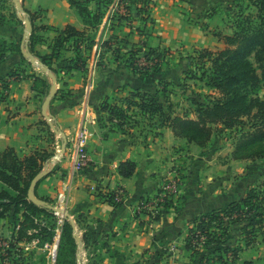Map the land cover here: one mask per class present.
Returning a JSON list of instances; mask_svg holds the SVG:
<instances>
[{"label":"crops","instance_id":"0c3cea01","mask_svg":"<svg viewBox=\"0 0 264 264\" xmlns=\"http://www.w3.org/2000/svg\"><path fill=\"white\" fill-rule=\"evenodd\" d=\"M17 1L25 15L24 18L19 14L23 23L27 18L23 9H28L36 13L37 26L64 28L70 24L91 36L92 30L68 0H12L5 3L7 7L1 8V13L14 12L12 2L18 7ZM149 1L152 5L150 24L146 26L149 40L153 46L174 53L222 47L224 40L218 35L234 33L231 12L239 8V4L244 5L243 0ZM245 1L244 6H248L249 0ZM134 3L132 15H138L139 3L137 0ZM1 17L0 40L7 46L23 43L27 27ZM118 19L110 18L105 30L97 31V37L105 41L113 35L121 38L133 35L134 28ZM38 34L41 39L35 44V50L43 55L51 53L56 31L45 29ZM74 54L73 49H64L61 57L71 58ZM106 54L112 55L111 50ZM170 56L166 57L162 68L169 82L165 64L178 61L170 60ZM39 63H34L27 55L23 58L14 48L0 59V90L1 79L13 71L20 74V79L8 78L7 99L0 100V150L11 147L21 157L35 150L51 154L43 167L51 172L42 171L45 174L35 191L40 198H48L56 208L66 210L74 222L76 217L82 216V232L90 235L91 245L99 247L98 252L102 253L97 252L99 264H199L185 246L193 222L202 214L238 202L250 187L261 184L264 158L235 159L232 155L234 133L213 134L205 146H200L177 136L171 127L160 126L159 117H153L154 124L148 125L144 121L151 117L138 109L135 114L143 117L140 125L122 129L100 121L103 117L100 105L107 97L122 100L132 91L140 90L155 95L165 107L175 102L177 97L173 92L166 93L172 97L171 101L160 95L159 74H135L129 66L116 60H105L102 68L91 69L89 73L78 69L70 72L58 69L55 73ZM53 65L60 66L62 62L54 60ZM35 77L45 80L46 84L38 83L34 89ZM205 88L216 93L206 84ZM52 91L55 94L44 107ZM172 110L176 113V105ZM185 112L177 113L183 115ZM47 113L53 116L60 136L52 132L45 118ZM83 127L88 131V165L76 171L73 167L74 139ZM61 143L66 147L54 164L52 158ZM125 160L136 163V171L130 177L119 172V164ZM174 167L183 172L179 194L161 210L160 216L154 217L149 211L139 212L140 201L154 196ZM119 189L125 192V198L114 206L104 195ZM10 220V216L0 218V235L5 231L4 223ZM229 231V244L243 248L234 264H264L263 239L258 238L248 246L240 225L233 224Z\"/></svg>","mask_w":264,"mask_h":264},{"label":"trees","instance_id":"16d2710c","mask_svg":"<svg viewBox=\"0 0 264 264\" xmlns=\"http://www.w3.org/2000/svg\"><path fill=\"white\" fill-rule=\"evenodd\" d=\"M0 1L4 2V0ZM137 1L139 3L137 11L141 14L142 10L149 7L150 1ZM68 2L76 8L89 29L92 31L98 29L103 13L99 9L94 12L91 7V4L95 3L94 0H68ZM23 11L32 25L26 47L31 54L40 58L42 65L55 73H58V69L66 72L72 69L88 71V63L81 48L83 43L89 40L86 31H81L70 24L64 28L37 26L36 13L28 9ZM233 26L235 30L232 35H218L224 36L221 38L225 40V48L200 51L199 57L210 64L208 70L203 72L201 80H205L206 85L218 91L220 95L211 97L207 102H196L199 114L197 120L189 118L186 112L183 115L174 113L172 104L165 107L151 93L136 90L122 100L107 97L101 103L100 110L105 122L122 129L129 128L131 127L128 124L129 120H132L129 113L135 108L143 115L151 118L159 117L160 126H169L177 136L185 137L200 146H205L209 142L214 132V125L222 124L234 131L237 136L232 152L235 159L264 158V96L260 95V91L264 88V0H249L248 6L239 4ZM45 29H53L57 34L51 46V53L43 55L35 50V44L41 39L38 31ZM35 35H39V38L36 39ZM115 39L123 44L130 42L128 38ZM93 44L94 40H91V44L84 46L90 49ZM141 44L155 55L153 71L162 72L160 63L163 59V50L152 46L149 42ZM102 45L113 51L116 58L122 49V46L117 48L113 46L110 40L103 41ZM11 48L20 52L24 58L22 42L10 43L7 46L5 41L0 40V59L5 58ZM64 49H73L75 54L71 58H62ZM54 60H61L62 65L54 66ZM129 67L135 74L151 76L150 67L147 65L138 68L130 63ZM10 77L20 79V74L13 71L7 78L1 79V101L7 99V94L3 91L9 90L7 82ZM38 83L46 84L45 80L35 77L34 89H37ZM50 158L51 154L46 150H35L24 157L19 156L11 147L0 150V218L11 217L15 230L11 235L13 242L10 243L30 242L36 236L42 238L47 236L49 237L47 242L54 241V236L52 237L54 233L51 228L40 222V217L47 216L54 219L60 211L33 202L28 197L32 180L42 171L44 164ZM135 171L134 161L120 162L119 172L122 176L130 177ZM115 192L110 191L104 197L106 201L117 206L122 202L116 203ZM35 196L51 204L48 198H40L36 191ZM170 203L172 201L164 203L154 217L160 216L161 210ZM82 221V216L76 217L75 222L69 217L63 220L58 247L59 264H77V257L75 259L64 257L62 260L61 257L64 244H69L75 253L77 246L75 231L82 229ZM233 224L240 225L243 239L248 246L257 242L259 234H264V176L262 183L250 187L238 202H233L225 208L214 209L195 219L185 244L186 249L191 253V258L199 264H234L243 248L229 244V230ZM83 234L88 244L90 235L87 232ZM4 240L8 242L0 235V241ZM6 245L8 246V243ZM6 245L0 244V249Z\"/></svg>","mask_w":264,"mask_h":264},{"label":"rangeland","instance_id":"374dc122","mask_svg":"<svg viewBox=\"0 0 264 264\" xmlns=\"http://www.w3.org/2000/svg\"><path fill=\"white\" fill-rule=\"evenodd\" d=\"M10 1L12 0H4L2 4L0 3V9L7 7L5 3ZM94 2H95L94 4H91L92 9L94 10V12L96 11V9H99L103 13V17L101 19V23L99 27H97L98 29L90 32L91 36H88L89 37L88 42L87 43L84 42L82 45L83 47H81L82 51L84 50V56L87 63L90 64V68H88V71H86L85 73H89V71L91 69L94 70V68L95 69L102 68L104 66L105 60L106 62L107 60L109 61L116 60L118 62L120 61L122 64H125L126 66H129L130 63H133L134 66L138 68L147 65L148 67H150L149 71L152 74V76H154L155 74L160 75V81H159L160 87L158 89L160 95L166 96V98H168V101L169 100L171 101L172 97L169 94L168 95L166 94L167 91L170 93L173 92L174 95L177 97V99H175V102L173 103L171 102L172 106L176 105V114H178L177 112L181 113L185 110L189 118L197 120V118H199V114L197 112L196 102H207L208 100H211L210 99L211 97L215 98L220 95L218 91H216V93L213 94V92L210 91V89L205 88V84H206L205 80H201V76L203 72L205 70L207 71L210 66V64L207 61H204L203 58L199 57L200 51L203 49H197L198 51L196 50L193 52L192 50L181 51L178 53L171 52L170 50H163L162 53L163 59L160 63L162 68L164 66L163 62L164 61L167 62V60L165 59L169 54H171L170 60H173L174 58L178 59V61L171 62L170 64H165V67L169 72L167 74V77L172 81L169 82L168 79H165L166 77L163 76V69L162 72L160 73H155L153 71L156 62L155 55L152 54L147 47H143V45L141 44L143 42H149L152 45V42H150L149 40V32L146 31L147 24H150L149 9L151 8L152 5H149L148 8L142 10L141 14L137 15L136 13H134V15H132L133 12L132 4L135 5L134 0H94ZM243 2L245 5L246 1L243 0ZM15 6L16 3L12 2V7H14V12L10 11L8 14H3L0 11V15H2V17L4 16V18L1 17V19L3 20L8 19L9 21L20 22L21 25L24 27L26 26V23L21 22V19L19 18V14L24 16V18L25 15L23 14L22 9L20 10L18 9V13H17V9H16L17 6L16 7ZM237 11L238 8L233 9L231 12V14L233 15L232 22L235 18V14L237 13ZM110 18L116 21L118 18H119L118 21H120L121 18L124 20L123 22L124 25L126 24L134 28L132 33L133 35L130 34V36L128 37V39L130 40L128 44H123L120 41H117L115 39L116 37L121 38L118 35H113L105 39V41L110 40V43H112L113 46H115L116 48L118 46H122L121 52L117 54V58L114 56L113 51H111L112 55L106 54L108 51H110L107 47L105 49L100 48L104 40L100 36L97 37L96 35L99 29L100 30L102 29L103 31L105 30L104 27L105 25H107V21ZM30 35L31 32L30 34L25 32L26 37H24L23 39V44L27 45V43L29 42ZM35 36L34 39L39 38V35H35ZM91 40H94V44L90 49H86L84 45L91 44ZM225 47H226V43L224 40V45L222 47L212 50H219ZM24 53L31 54V52L28 50L27 47L24 49ZM37 60L41 62L40 58H37ZM172 84L174 85L168 87V85H172ZM168 88H170V90ZM260 95L264 96V88L260 91ZM136 110L137 109L134 108L129 113L132 120H129L128 124L131 126L140 125L139 122H143L142 116H138L137 114L135 115ZM244 120L247 121L246 118H244ZM100 121L103 123L104 118L101 117ZM144 122H146L148 125L154 124L152 118L146 119ZM129 125H127V127ZM213 131H214L213 134H217V135L223 133L226 136L232 135V133L235 134L234 131H232L231 129H227V127L222 124L214 125ZM234 137L236 138L237 136ZM42 171H45L46 174L48 172H51L49 171L48 168L42 169ZM56 216L57 217L54 219H50V217L48 218L47 216L40 217L41 219L40 222L43 225L51 228L50 230H52V232L54 233L52 235V237L54 236L53 239L54 241L52 242H47L49 241V237L47 236L46 237L43 236V238H45L44 240L42 237L36 236L34 240L30 242L25 241L22 243H17V242L10 243L13 242L11 239V234H13L15 229L13 227V223L11 222V220L10 223L6 221L4 223V226H6V228L1 236L5 238L6 241H8L7 242L8 246L7 245L3 246L0 249V264H59L57 259H58V247L62 234L61 226L63 224V220L65 219V217H69V219L71 220H74V218L72 219L69 213L67 216V214L63 211H60L58 214H56ZM81 227L83 229L82 225ZM78 231H82V230L78 229L75 231V233H77ZM83 233L84 232H82L81 234H77L79 238V242H77L75 253L69 244H64V251L61 260L64 257L75 259V257H77V254L79 252V248L81 247L82 244L83 250L85 249L87 257L90 258V260L88 259L89 264H95V263L99 264V259L97 255L99 253L98 252L99 247L96 249L95 246L91 245L90 241L87 244V240H85ZM258 238L259 240L263 239L262 241H264V234H259ZM85 241L87 245L85 244ZM99 254L102 255V253Z\"/></svg>","mask_w":264,"mask_h":264},{"label":"built area","instance_id":"2783aa9c","mask_svg":"<svg viewBox=\"0 0 264 264\" xmlns=\"http://www.w3.org/2000/svg\"><path fill=\"white\" fill-rule=\"evenodd\" d=\"M25 23V20H24ZM24 49L26 48V44H23ZM35 63L39 64L37 58L35 59ZM8 90H4L3 93L7 94ZM46 121L49 124L52 132L56 133L60 136V133L55 125V120L51 114L46 115ZM87 137L88 131L86 128H80L76 133L74 139L73 146V167L76 171H81L87 167ZM66 144L61 143L57 146V153L52 158V162H57L60 160L63 151L65 150ZM183 181V172L180 168L174 167L169 176L165 179L162 186L158 189L154 196L143 198L138 204L139 212L149 211L152 215H156L159 209L163 206L167 201H173L174 198L179 194L180 188ZM125 198V192L121 189L116 190L115 192V201L116 203H120ZM82 231H78L77 234H81ZM205 238V237H203ZM1 245H6L7 243L4 241H0ZM88 257L86 255L85 249L83 250V245L79 248V252L77 254V264H87Z\"/></svg>","mask_w":264,"mask_h":264},{"label":"water","instance_id":"95a60500","mask_svg":"<svg viewBox=\"0 0 264 264\" xmlns=\"http://www.w3.org/2000/svg\"><path fill=\"white\" fill-rule=\"evenodd\" d=\"M17 4H18V8H19V10H20V9H21V5H20L19 1H17ZM25 23H26V26H27V31H26V32L30 34V32H31V30H32L31 22L26 18V19H25ZM25 37H26V36H25ZM25 55L29 56V57L31 58V60L35 63V59H36V58H35L33 55H31V54H27V53H26ZM39 64H40V63H39ZM42 69H43L44 71H47V69H46L44 66H42ZM54 94H55V91H52V92L50 93V95L46 98V100L44 101V107H45L46 105H48V103L50 102V100H51V98L54 96ZM44 174H45L44 172H40V173H39L37 176H35L34 179L32 180L31 185H30V188H29V193H28V197H29V199H30L31 201H33V202L38 203V204H41V205H47L48 207H50V208L53 209V210L63 211V212H65V213L67 214V216H68V213H67L66 210H60V209L56 208L54 205H52V204H48L46 201L41 200V199H39V198H37V197L35 196V190H36V187H37L38 183L40 182V180L42 179V177H43ZM72 221L74 222V220H72ZM75 237H76L77 242H79V238H78V236H77V233H75Z\"/></svg>","mask_w":264,"mask_h":264}]
</instances>
